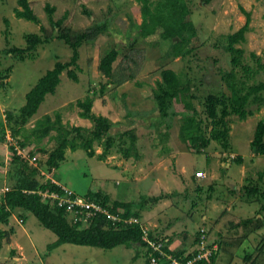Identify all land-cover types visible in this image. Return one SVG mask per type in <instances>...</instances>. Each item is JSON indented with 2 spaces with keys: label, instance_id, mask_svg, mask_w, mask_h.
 Masks as SVG:
<instances>
[{
  "label": "rangeland",
  "instance_id": "rangeland-1",
  "mask_svg": "<svg viewBox=\"0 0 264 264\" xmlns=\"http://www.w3.org/2000/svg\"><path fill=\"white\" fill-rule=\"evenodd\" d=\"M18 1L0 0V209L6 191L18 179L22 161L28 160L41 184L57 181L77 196L100 190L112 201L134 203L132 210L139 217L133 215L134 222L139 220L140 226L169 239L173 254H195L199 249L196 242L203 232L207 246H219V256L224 244L229 250L224 264L233 257L238 258L237 264H264V200L246 192L247 187L264 191V156L251 147L257 125L264 120V92L250 100L248 110L252 116L244 121L237 115L227 118L230 148L211 139L200 154L194 153L182 138L187 115L183 107H172L167 116H162L152 98L163 70L180 74L204 119V132L211 137V130L219 124L206 115L208 96H228L229 83L245 80L242 69L232 65L233 54L228 50V37L247 23L245 12L251 15L249 31L235 47L244 51V64L253 69V55L264 57V0H213L208 4L204 0H176L178 10L187 15L186 21L196 32L189 45L194 50L187 57H174L169 43L154 39L139 40L132 47L136 26L143 22L142 4L136 0H29L47 32H42L40 25L16 17ZM150 2L152 9L158 4V0ZM46 4L56 7L53 18L62 20L63 28L78 32L105 22L112 35L85 42L79 48L77 68L71 67L79 81H72L68 70L64 71L56 93L47 95L38 112L23 121L20 110L26 103V94L49 70L68 63L72 57L71 48L57 39L59 32L49 21ZM6 20L10 23L8 37ZM44 33L53 36L50 42L24 53L12 51L30 46L27 35L37 34L44 39ZM114 46L120 55L108 78L100 72L99 64ZM260 82H264V71L248 80L249 85ZM87 96L94 98L92 112L112 123L103 139L114 138L112 149L106 152L103 143H95L94 157L82 149L67 150V160L49 170L47 161L57 146L53 137L56 132L38 141L40 131H34L36 126L47 116L55 120L60 114L63 124L92 129V121L81 118L77 106V101ZM132 137L136 138L139 159L125 157L132 149ZM199 172L204 177L199 178ZM153 198L159 200L153 202ZM42 199L45 201V197ZM208 212L210 222L205 224L203 217ZM67 216L69 221L75 219L72 211H67ZM248 219L251 222L244 224ZM7 222L0 221L1 230L7 233L0 239V264L147 261L146 249L140 244L109 250L64 244L50 251L48 245L57 236L34 215L14 210ZM214 226L217 230L213 235ZM231 251L239 255L232 257Z\"/></svg>",
  "mask_w": 264,
  "mask_h": 264
},
{
  "label": "trees",
  "instance_id": "trees-1",
  "mask_svg": "<svg viewBox=\"0 0 264 264\" xmlns=\"http://www.w3.org/2000/svg\"><path fill=\"white\" fill-rule=\"evenodd\" d=\"M136 1L142 4L143 22L136 26L137 30L134 35V42L131 44L132 47L139 40L152 39L153 41L154 39L162 44L169 43L170 51L174 57H187L192 53L194 49L189 45L191 39L196 35V32L192 28L190 21H186L187 15H182L181 11L178 10L176 0H158V4L154 9H152L150 0ZM211 1L213 0H204L206 4ZM18 6L20 8L15 9L17 18L40 25L41 31L47 32L42 27L40 19L34 13L29 0H19ZM45 9L54 30L59 32L57 39L64 41L71 48L72 57L68 63H59L54 69L49 70L26 94V103L20 110L23 121L33 117L38 112L47 95L56 93L57 87L61 83V75L64 71L68 70L67 76L72 81H79L76 70L71 67L77 68L79 48L85 42L94 41L99 36L112 35L109 24L105 22L101 24L95 23L86 30L78 32H74L70 28H63L62 20L55 21L53 18L56 7L46 4ZM245 14L247 16L246 25L237 33L228 37V50L233 54L231 60L232 65L242 69L245 80L233 81L232 84L229 83L230 93L228 96H208L206 101V115L209 119H217V124H219L217 129L211 130V137H208L204 132V119L201 117V113L193 102L194 96L190 92V87L183 84V79L180 74L171 69L163 70L161 72L162 81L158 83V87L152 95L157 110L162 116H167L169 109L177 105H181L186 111L187 115L184 117L182 125V138L189 143V147L196 154L202 153L209 146L211 139L222 144L223 148H230V142L228 141L230 127L227 118L230 115H237L239 120L244 121L249 116H252L253 112L248 110L250 100L264 92V82L255 85L248 84V80L252 79L254 75L260 71H264V57L260 58L255 54L253 55L256 63V69H253L251 66L244 64V51L235 47L236 44L245 40V34L249 31L251 15L247 12ZM5 24L7 27L5 34L8 37L10 35V23L6 20ZM187 32L190 33L189 37L187 36ZM44 34V39L37 34L27 35L26 40L30 46H27L28 48L25 50L13 49L12 51L24 53L41 43L50 42L53 36L49 33ZM119 55V50L114 46L101 59L99 70L104 76L108 78L112 76L113 64ZM233 80H235L234 77ZM261 101L260 99L262 106ZM93 105L94 98L91 96L77 101V106L81 109L80 117L90 120L93 123V127L90 130L63 124L60 114H57L55 120L47 116L44 121H39L38 126L34 130L35 132L40 131V135L37 138L38 141L52 135V132H56L53 137L57 142V146L49 153L47 161L49 170H52L54 167L57 168L60 163L67 160V150L76 151L82 149L86 151L88 156L94 157L95 143H103L106 152L112 149L114 138L107 137L103 141L105 133L112 128V123L105 117L95 115L92 112ZM131 139L133 143L132 149L125 154V157L139 159L136 138L132 137ZM251 147L256 150L258 155L264 156V120L260 121L257 125ZM38 150L45 152L41 148ZM238 160V164H241L242 158L239 157ZM27 161H22L18 179L13 187L6 191L4 195V206L0 209V213L4 215L0 216V221L4 220L5 223H8L7 217L11 215L12 211L17 209L34 215L44 228L51 230L57 236V239L48 245V250L50 251L64 244L97 247L107 250L122 245L130 247L133 244H140L147 249V243L143 240V231L140 225L124 224L122 222L113 223L105 215L97 214L89 220L87 225L83 226V223L76 219L69 221L66 206H56L55 210L57 212L53 211L46 200L43 201L42 195L39 192L62 193L64 192L63 188L52 183L41 184L37 178V170L29 166ZM246 192L249 196H259L264 200V191H261L259 188L247 187ZM84 197L88 201L98 202L111 213H118L121 209L124 210L125 212L120 215L125 220H128L133 215L138 217L137 212L132 210L135 207L134 203L112 201L107 194H104L100 190L89 191ZM158 200L159 198H153L152 201L157 202ZM7 208H10V210L7 211ZM261 209L264 211V203ZM250 222L251 220L248 219L245 220L244 224ZM6 235L7 233L1 230L0 227V239H3ZM150 238L153 240L164 239V237L157 236L154 232H150ZM166 251L172 253L169 250V242H166ZM174 255L181 261H187L192 257L190 253L186 256L182 252H175ZM146 258V264H149L147 251ZM213 260L215 262L216 258L213 257Z\"/></svg>",
  "mask_w": 264,
  "mask_h": 264
},
{
  "label": "built area",
  "instance_id": "built-area-1",
  "mask_svg": "<svg viewBox=\"0 0 264 264\" xmlns=\"http://www.w3.org/2000/svg\"><path fill=\"white\" fill-rule=\"evenodd\" d=\"M197 175L199 176V178L204 177V174L202 172L197 173ZM61 187L64 191L62 193H39L40 195L45 197V200L50 205V207L55 208L56 206H66L67 211H72L75 215V219L85 225H87L89 220L97 214L105 215L113 223L122 222L124 224L128 223L139 225L138 223L140 221L136 220L137 222H134L133 216L128 220H125L121 217L120 214H122L123 212H121L120 210L118 211V213H111L98 202L88 201L84 196L81 197L79 195H75L73 191L67 189L65 186ZM62 196L65 197L66 201ZM141 228L143 231V240L147 243L146 251L148 252L149 264H214L215 262L213 260V257L217 258L219 256V246H207V237L204 238V236H201L202 238H200V242L198 244L199 249H197V252L192 255L191 259L187 261H181L174 254L168 253L166 251L167 240H153L150 238V231L142 226Z\"/></svg>",
  "mask_w": 264,
  "mask_h": 264
},
{
  "label": "crops",
  "instance_id": "crops-1",
  "mask_svg": "<svg viewBox=\"0 0 264 264\" xmlns=\"http://www.w3.org/2000/svg\"><path fill=\"white\" fill-rule=\"evenodd\" d=\"M57 171V170H56ZM55 171H53V173H54ZM52 175V174H51ZM54 183H56L57 185H61L59 182H57V181H55ZM63 184V183H62ZM63 185H65V184H63ZM66 186V185H65ZM70 190V189H69ZM72 191V190H71ZM17 210H20V211H23V210H21V209H17ZM24 212V214L25 215H28V214H30V213H28V212H25V211H23ZM210 212H208V214L207 215H205L204 217H203V220L205 221V224H206V222H210ZM264 217V216H263ZM207 226V225H206ZM204 229V228H203ZM149 230V229H148ZM212 233H213V235H214V233L216 232V230H217V227L216 226H214V227H212ZM215 230V231H214ZM150 231V230H149ZM202 235H203V232H202ZM201 235V236H202ZM202 238V237H201ZM165 240H167V239H165ZM225 240V239H224ZM167 242H169V239L167 240ZM199 242H200V239H199V241L197 240V242H196V245L198 246V244H199ZM170 243V242H169ZM223 244V243H222ZM170 245V244H169ZM220 248H221V245H220ZM228 252L229 253V250L225 247V244H224V246H223V249H222V252H221V254H220V256L218 257V260H217V264H224V262H225V258L227 257V254L226 253ZM238 253V252H237ZM234 254H236V251H231V253H230V255L233 257L234 256ZM237 256L239 255V253L238 254H236ZM229 256V255H228ZM237 262H238V258H236V257H233L231 260H230V263H228V264H237ZM254 264H256V263H254Z\"/></svg>",
  "mask_w": 264,
  "mask_h": 264
}]
</instances>
